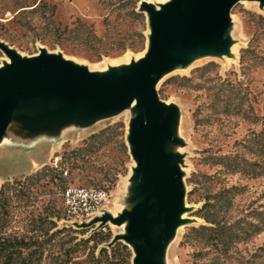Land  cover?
<instances>
[{"label": "rangeland", "instance_id": "1", "mask_svg": "<svg viewBox=\"0 0 264 264\" xmlns=\"http://www.w3.org/2000/svg\"><path fill=\"white\" fill-rule=\"evenodd\" d=\"M143 2L166 0H0V44L25 57L41 49L62 54L99 75L110 67L128 73L127 63L150 43ZM226 35L224 49L206 43L200 59L186 56L156 86L179 117L165 149L180 155L188 204L159 264H192L187 237L192 226L206 223L198 210L207 201L225 205L230 219L259 225L260 233L238 249L264 264V8L256 0L235 3ZM8 60L0 48V67ZM59 102L51 95L21 102L0 142V264H123L122 250L100 255L102 245L87 240L99 224L83 232L80 225L90 221L70 217L62 193L70 186L108 188L106 211L114 217L144 198L127 142L141 110L129 105L52 132L41 129L50 120L44 110ZM100 131L103 144L93 153L70 156ZM222 158L246 172L217 163ZM107 225L113 236L126 232L124 225Z\"/></svg>", "mask_w": 264, "mask_h": 264}, {"label": "water", "instance_id": "2", "mask_svg": "<svg viewBox=\"0 0 264 264\" xmlns=\"http://www.w3.org/2000/svg\"><path fill=\"white\" fill-rule=\"evenodd\" d=\"M240 0H169L159 10L143 2L150 29L148 52L140 64L132 62L128 73L110 67L99 75L87 67L64 58L62 54L41 49L37 55L21 56L0 44L10 62L0 67V142L18 105L26 100L51 95L58 105L46 108L39 124L48 132L62 129L71 122L121 109L136 101L140 112L130 121L127 142L136 163V177L142 182L144 198L131 210L117 217L106 210L80 227L98 228L109 222L126 224L124 234L113 236L109 246L123 241L133 252L132 264H159L163 255L162 239L173 226H179L185 202L180 155L168 152L165 144L175 140L172 125L176 111L159 96L156 86L166 71L183 65L195 50L205 51L215 41L220 49L227 42L229 12ZM264 8V0H259ZM94 106L87 108L84 102Z\"/></svg>", "mask_w": 264, "mask_h": 264}, {"label": "trees", "instance_id": "3", "mask_svg": "<svg viewBox=\"0 0 264 264\" xmlns=\"http://www.w3.org/2000/svg\"><path fill=\"white\" fill-rule=\"evenodd\" d=\"M102 133L103 131L91 134L85 139L81 147L71 151L70 156L78 159L93 153L98 145L103 144ZM223 158L217 163L228 166L235 172H246V167L238 161H234V159H231L233 161H225ZM198 212H202L201 216L206 223L192 226L187 237L194 247L192 264H233L230 263L233 258H236V264H256L257 255L252 254L249 257L240 255L238 246L240 243L248 241L253 235L260 233L259 225L249 223L246 226L245 223H242L245 222L243 220L230 219L226 214L225 205L220 204L218 206L210 201L203 203ZM81 230L86 232L84 228ZM112 238L113 233L110 227L106 225L92 231L87 240L94 241L97 247L102 245L99 248L100 255L108 254L109 251H113L114 255H117V250L120 255V250H122L123 264H131L132 251L126 243L117 241L110 247L104 245L109 243Z\"/></svg>", "mask_w": 264, "mask_h": 264}, {"label": "built area", "instance_id": "4", "mask_svg": "<svg viewBox=\"0 0 264 264\" xmlns=\"http://www.w3.org/2000/svg\"><path fill=\"white\" fill-rule=\"evenodd\" d=\"M62 198L67 214L75 221L85 222L104 213L111 199V190L70 186L64 189Z\"/></svg>", "mask_w": 264, "mask_h": 264}, {"label": "bare ground", "instance_id": "5", "mask_svg": "<svg viewBox=\"0 0 264 264\" xmlns=\"http://www.w3.org/2000/svg\"><path fill=\"white\" fill-rule=\"evenodd\" d=\"M167 1H169V0H166V2ZM257 1V3H260L259 2V0H256ZM166 2H164L163 4H165ZM157 8L159 9V10H162L163 8H162V6H157ZM147 52H148V50H146V52L144 53V54H142L140 57H137V58H135L134 60H132V61H129L127 64H128V66L129 65H131L132 64V62H134V63H136V64H140L141 62H142V60L144 59V57L146 56V54H147ZM55 53V52H54ZM205 54V51H203V50H195V51H193L192 52V54H191V56H190V61H192V60H198V59H200L203 55ZM64 58L65 59H67V60H69L70 61V59L68 58V57H66L65 55H64ZM8 63L10 62V60H8L7 61ZM174 68V67H173ZM172 68V69H173ZM171 70V69H170ZM169 70V71H170ZM91 71V70H90ZM168 71H166L164 74H163V76L167 73ZM166 104L167 105H169V103H167L166 102ZM136 105V101L134 100V102H132V104H131V106H135ZM178 120H179V117L178 116H176V123L178 122ZM187 207H188V204L187 203H185V202H183V204H182V207H181V209H187ZM124 226H126V224H124ZM181 226H173V227H171L170 228V230H169V232L164 236V238L162 239V249H163V251L165 252V250L169 247V245H171L172 244V241H173V238H174V236L176 235V233H177V231L179 230V228H180Z\"/></svg>", "mask_w": 264, "mask_h": 264}]
</instances>
